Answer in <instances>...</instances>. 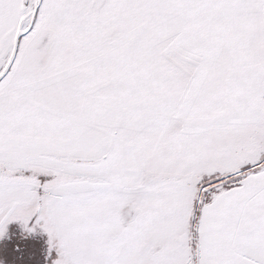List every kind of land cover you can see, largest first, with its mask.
Masks as SVG:
<instances>
[{
	"label": "snow or ice",
	"instance_id": "snow-or-ice-1",
	"mask_svg": "<svg viewBox=\"0 0 264 264\" xmlns=\"http://www.w3.org/2000/svg\"><path fill=\"white\" fill-rule=\"evenodd\" d=\"M13 222L45 264H264V0H0Z\"/></svg>",
	"mask_w": 264,
	"mask_h": 264
},
{
	"label": "rangeland",
	"instance_id": "rangeland-1",
	"mask_svg": "<svg viewBox=\"0 0 264 264\" xmlns=\"http://www.w3.org/2000/svg\"><path fill=\"white\" fill-rule=\"evenodd\" d=\"M46 234L26 233L13 222L0 239V260L3 264H45Z\"/></svg>",
	"mask_w": 264,
	"mask_h": 264
}]
</instances>
